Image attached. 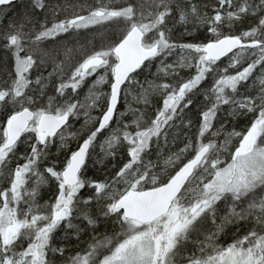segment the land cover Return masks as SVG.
Segmentation results:
<instances>
[{
    "label": "snow or ice",
    "instance_id": "1",
    "mask_svg": "<svg viewBox=\"0 0 264 264\" xmlns=\"http://www.w3.org/2000/svg\"><path fill=\"white\" fill-rule=\"evenodd\" d=\"M0 264H264V0H0Z\"/></svg>",
    "mask_w": 264,
    "mask_h": 264
},
{
    "label": "trees",
    "instance_id": "2",
    "mask_svg": "<svg viewBox=\"0 0 264 264\" xmlns=\"http://www.w3.org/2000/svg\"><path fill=\"white\" fill-rule=\"evenodd\" d=\"M116 3H117V4L121 3V0H116ZM9 15H11V13H10ZM5 23H7V18L5 19ZM178 30H179V31H182V28H179V26H178ZM135 106H136V105L133 104V107H135ZM44 198L47 199V196H45ZM222 242H223V238H222Z\"/></svg>",
    "mask_w": 264,
    "mask_h": 264
}]
</instances>
